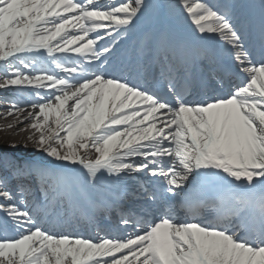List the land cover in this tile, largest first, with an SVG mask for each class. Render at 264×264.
I'll return each mask as SVG.
<instances>
[{
    "label": "snow or ice",
    "instance_id": "obj_1",
    "mask_svg": "<svg viewBox=\"0 0 264 264\" xmlns=\"http://www.w3.org/2000/svg\"><path fill=\"white\" fill-rule=\"evenodd\" d=\"M178 3L198 35L228 46L245 85L193 103L184 98L191 81L169 67L175 101L168 103L106 75L104 58L138 22L145 0H0V90L33 89L38 101L26 107L6 102L0 118L26 112L20 123L27 120L38 134L37 150L79 166L90 185L143 173L173 196L190 182L194 189L218 185L220 193L216 203L187 205L189 222L169 214L151 222L121 219L119 226L131 233L86 239L38 227L28 190L10 184L35 179L52 199L68 200L70 179L52 183L48 170L33 167L0 173V214L18 233L0 237V264H264V61L251 59L243 32L227 14L203 0ZM102 41L111 44L97 47ZM207 207L215 218L197 222Z\"/></svg>",
    "mask_w": 264,
    "mask_h": 264
},
{
    "label": "bare ground",
    "instance_id": "obj_2",
    "mask_svg": "<svg viewBox=\"0 0 264 264\" xmlns=\"http://www.w3.org/2000/svg\"><path fill=\"white\" fill-rule=\"evenodd\" d=\"M129 1L130 0H119L120 3H125V2H129ZM171 7H172V9L175 11V13L178 16H181V17L184 16L185 19L189 22V19L187 18L185 12L180 8L178 1L175 2V3H172ZM96 35H99V34H96ZM0 75H3V72L0 71ZM8 91H12V89L0 90V100L5 97L4 96L5 95L4 92H8ZM26 93H27V91L23 92V94H26ZM41 93H43V96H47L48 95L47 92H41ZM14 102H16L18 104H21V105L26 107L29 103H36L37 101L31 100V101H29L27 103H24V102H22L20 100H15ZM4 108L5 107H3L2 104H0V117L3 116ZM25 116H26V112L20 113L19 117L8 116L7 118H0V126H1V128L4 129V131H6L8 133L9 136H12L14 134H20L21 138L26 136L28 138V140L36 141L38 139V134L35 133L34 130H30L27 127V123H28L27 120H25L24 124L20 123V119H23ZM10 125L12 127H9ZM81 155H85V154L81 153ZM89 155H91L94 158V153H90ZM2 164H6V165L9 164L7 156H3L2 157ZM124 180L128 181L130 179L124 178Z\"/></svg>",
    "mask_w": 264,
    "mask_h": 264
},
{
    "label": "rangeland",
    "instance_id": "obj_3",
    "mask_svg": "<svg viewBox=\"0 0 264 264\" xmlns=\"http://www.w3.org/2000/svg\"><path fill=\"white\" fill-rule=\"evenodd\" d=\"M14 145L15 147H11ZM5 147L7 150L24 152L30 155H44L43 152L37 150L35 141L28 140L25 136L21 138L20 134L9 136L6 131L0 126V147Z\"/></svg>",
    "mask_w": 264,
    "mask_h": 264
}]
</instances>
